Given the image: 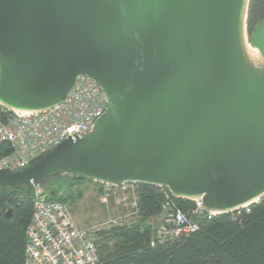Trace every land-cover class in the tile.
<instances>
[{
  "label": "water",
  "instance_id": "water-1",
  "mask_svg": "<svg viewBox=\"0 0 264 264\" xmlns=\"http://www.w3.org/2000/svg\"><path fill=\"white\" fill-rule=\"evenodd\" d=\"M250 1L0 0L1 106L48 110L79 74L108 99L90 133L0 169V186L24 185L29 196L70 172L160 184L215 214L260 200L264 18L250 35ZM244 30L258 65L244 55Z\"/></svg>",
  "mask_w": 264,
  "mask_h": 264
},
{
  "label": "built area",
  "instance_id": "built-area-1",
  "mask_svg": "<svg viewBox=\"0 0 264 264\" xmlns=\"http://www.w3.org/2000/svg\"><path fill=\"white\" fill-rule=\"evenodd\" d=\"M107 105L104 88L91 76L79 74L63 100L48 110L19 113L1 106L0 144L9 143L11 151L0 157V169H20L65 139L90 133L96 120L106 112ZM154 185L161 188L164 197L161 212L150 220L152 245L193 232L216 215L207 212L200 199L192 200L191 210L185 209L166 186ZM100 187L106 201L112 199L127 212L110 214L96 224L82 225L69 202L49 199L45 185H36L32 192L33 212L26 231L25 264H100L98 231L126 224V216L138 213L139 182L127 181L119 186L100 184ZM248 207L232 213L237 215Z\"/></svg>",
  "mask_w": 264,
  "mask_h": 264
},
{
  "label": "trees",
  "instance_id": "trees-1",
  "mask_svg": "<svg viewBox=\"0 0 264 264\" xmlns=\"http://www.w3.org/2000/svg\"><path fill=\"white\" fill-rule=\"evenodd\" d=\"M263 18L264 0H251L247 21L250 35ZM10 151L9 143L0 144V157ZM75 181L93 182L74 176L67 191L55 182L49 189L45 186L48 198L68 202L71 198L67 193ZM138 191V213L132 220L98 231L100 264H264V196L237 215L216 214L193 232L152 245L150 220L161 212L164 194L159 186L145 182H139ZM176 200L185 209L194 205L192 200ZM32 212L33 194L27 196L26 186H0V264H25L26 231Z\"/></svg>",
  "mask_w": 264,
  "mask_h": 264
},
{
  "label": "rangeland",
  "instance_id": "rangeland-1",
  "mask_svg": "<svg viewBox=\"0 0 264 264\" xmlns=\"http://www.w3.org/2000/svg\"><path fill=\"white\" fill-rule=\"evenodd\" d=\"M74 176L75 175H72L70 172L60 173L43 181V184L49 189L52 187L53 183L57 182L58 184H62L65 191H67L69 188V181L73 180ZM58 194L60 195L62 192ZM67 194L71 198L68 202L74 216L78 223L82 225L96 224L103 221L110 214L125 215L127 212L121 206L116 205L112 199L106 201L101 193L98 192V188L92 185L84 186L82 182L75 181ZM72 197L75 199H72ZM132 218V216H126L125 222L129 223Z\"/></svg>",
  "mask_w": 264,
  "mask_h": 264
},
{
  "label": "bare ground",
  "instance_id": "bare-ground-1",
  "mask_svg": "<svg viewBox=\"0 0 264 264\" xmlns=\"http://www.w3.org/2000/svg\"><path fill=\"white\" fill-rule=\"evenodd\" d=\"M241 46L243 48V52H244V55L246 57V59L249 61V62H252V64L254 65H258L261 63V60L259 58V53L256 49L252 48L247 40H246V33H245V30H244V33H243V36H242V43H241ZM16 112H19V113H28V112H23V111H16Z\"/></svg>",
  "mask_w": 264,
  "mask_h": 264
},
{
  "label": "crops",
  "instance_id": "crops-1",
  "mask_svg": "<svg viewBox=\"0 0 264 264\" xmlns=\"http://www.w3.org/2000/svg\"><path fill=\"white\" fill-rule=\"evenodd\" d=\"M81 184V183H80ZM82 184L84 185V186H88V185H92L93 187H95V188H98V192H99V188H100V185H98V184H96V183H90V182H88V181H86V182H82Z\"/></svg>",
  "mask_w": 264,
  "mask_h": 264
}]
</instances>
